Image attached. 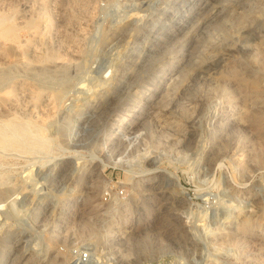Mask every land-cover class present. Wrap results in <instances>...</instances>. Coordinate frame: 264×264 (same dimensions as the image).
I'll use <instances>...</instances> for the list:
<instances>
[{"label":"rangeland","instance_id":"rangeland-1","mask_svg":"<svg viewBox=\"0 0 264 264\" xmlns=\"http://www.w3.org/2000/svg\"><path fill=\"white\" fill-rule=\"evenodd\" d=\"M77 1L0 0V264H264V0Z\"/></svg>","mask_w":264,"mask_h":264},{"label":"bare ground","instance_id":"bare-ground-1","mask_svg":"<svg viewBox=\"0 0 264 264\" xmlns=\"http://www.w3.org/2000/svg\"><path fill=\"white\" fill-rule=\"evenodd\" d=\"M88 1L89 0H80V1H77L76 3H75V7H86V5H88L87 3H88ZM91 1V0H90ZM91 5V4H90ZM83 10V9H82ZM74 14V13H73ZM0 26L2 27V28H4V29H6L7 27H6V19H4V18H0ZM70 34V33H69ZM81 34V33H80ZM62 38V37H61ZM73 42V41H72Z\"/></svg>","mask_w":264,"mask_h":264},{"label":"built area","instance_id":"built-area-1","mask_svg":"<svg viewBox=\"0 0 264 264\" xmlns=\"http://www.w3.org/2000/svg\"><path fill=\"white\" fill-rule=\"evenodd\" d=\"M85 256H87V255H85Z\"/></svg>","mask_w":264,"mask_h":264}]
</instances>
